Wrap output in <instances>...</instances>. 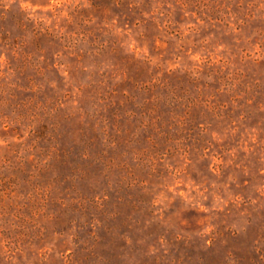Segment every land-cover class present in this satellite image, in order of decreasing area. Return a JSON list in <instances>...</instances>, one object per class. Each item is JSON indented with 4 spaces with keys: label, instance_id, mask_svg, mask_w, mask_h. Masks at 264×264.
Here are the masks:
<instances>
[{
    "label": "rangeland",
    "instance_id": "374dc122",
    "mask_svg": "<svg viewBox=\"0 0 264 264\" xmlns=\"http://www.w3.org/2000/svg\"><path fill=\"white\" fill-rule=\"evenodd\" d=\"M1 32L0 264H264V0H0Z\"/></svg>",
    "mask_w": 264,
    "mask_h": 264
},
{
    "label": "trees",
    "instance_id": "16d2710c",
    "mask_svg": "<svg viewBox=\"0 0 264 264\" xmlns=\"http://www.w3.org/2000/svg\"><path fill=\"white\" fill-rule=\"evenodd\" d=\"M36 34H41L40 30H36L35 32ZM2 41L6 40V36H5V33L4 32H1V37Z\"/></svg>",
    "mask_w": 264,
    "mask_h": 264
}]
</instances>
